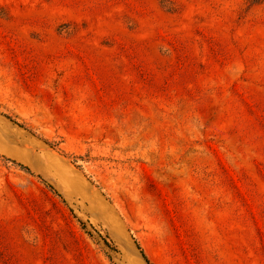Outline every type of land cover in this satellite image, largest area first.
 <instances>
[{
  "label": "rangeland",
  "instance_id": "obj_1",
  "mask_svg": "<svg viewBox=\"0 0 264 264\" xmlns=\"http://www.w3.org/2000/svg\"><path fill=\"white\" fill-rule=\"evenodd\" d=\"M158 1L0 0V264H264V0Z\"/></svg>",
  "mask_w": 264,
  "mask_h": 264
},
{
  "label": "trees",
  "instance_id": "obj_2",
  "mask_svg": "<svg viewBox=\"0 0 264 264\" xmlns=\"http://www.w3.org/2000/svg\"><path fill=\"white\" fill-rule=\"evenodd\" d=\"M165 1V0H159L158 1V4L160 5V7H162V2ZM247 1H251L252 4H258L260 2V0H247ZM163 8V7H162ZM4 118H6L7 120H9L10 122H12L13 124L17 125L19 128H23L25 130H29L28 128H26L22 123H18L17 121H15L14 119H12V117H10L9 115H6V114H3L2 115ZM31 133V131H29ZM32 135H34L36 138H38L40 141H42L45 145H47L49 148L57 151L59 154H61L63 157L67 158V159H72L71 160V163L73 166H76V168L79 169V166L75 165V159H80V160H83V159H93L89 154H84L82 156H79V157H73V158H70L68 157L65 153L61 152V150L59 148H57L56 144L48 141L47 139H44L42 137H39L38 135H36L35 133H31ZM0 158L3 160V161H6V162H9L11 163L12 165L18 167L21 171H24L26 173H30V169L20 163H16L10 159H6L2 156H0ZM217 161H219L218 159H216ZM45 183V182H44ZM46 187L52 192L54 193L58 198L61 199V202L63 204L66 205V202L65 200L61 197V195L50 185V184H47L45 183ZM67 206V205H66ZM68 210L71 214V216H73L74 219H76L75 215L73 214V211L68 207ZM76 221L80 224L81 226V229L84 228V224L81 223L78 219H76ZM104 244L106 245L107 243L104 241ZM142 257L146 260V258L144 257V255H142ZM147 261V260H146Z\"/></svg>",
  "mask_w": 264,
  "mask_h": 264
},
{
  "label": "water",
  "instance_id": "obj_3",
  "mask_svg": "<svg viewBox=\"0 0 264 264\" xmlns=\"http://www.w3.org/2000/svg\"><path fill=\"white\" fill-rule=\"evenodd\" d=\"M53 187V186H52ZM54 188V187H53ZM55 189V188H54ZM56 191H58L57 189H55ZM59 192V191H58ZM140 263L141 264H150L148 261H146L141 255H140Z\"/></svg>",
  "mask_w": 264,
  "mask_h": 264
}]
</instances>
